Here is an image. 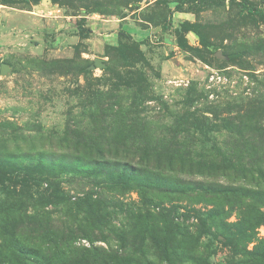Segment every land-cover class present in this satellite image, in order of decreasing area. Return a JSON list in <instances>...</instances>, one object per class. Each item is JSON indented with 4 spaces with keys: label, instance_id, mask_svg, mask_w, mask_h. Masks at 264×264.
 Masks as SVG:
<instances>
[{
    "label": "rangeland",
    "instance_id": "rangeland-1",
    "mask_svg": "<svg viewBox=\"0 0 264 264\" xmlns=\"http://www.w3.org/2000/svg\"><path fill=\"white\" fill-rule=\"evenodd\" d=\"M0 176V264H264V0H0Z\"/></svg>",
    "mask_w": 264,
    "mask_h": 264
},
{
    "label": "trees",
    "instance_id": "trees-1",
    "mask_svg": "<svg viewBox=\"0 0 264 264\" xmlns=\"http://www.w3.org/2000/svg\"><path fill=\"white\" fill-rule=\"evenodd\" d=\"M177 6L178 5H176V10H179V9H177V8H179ZM181 27L183 28L182 29L183 31H192L193 33H196L197 35L199 34L198 30L196 28H194L192 25H190V23L188 21L182 22L181 23ZM118 34L120 36L129 37V35L127 33L123 32L121 30L119 31ZM177 40H178L177 41L178 45L181 46L182 45L181 38L178 37ZM200 43L204 44V45L206 43V41L201 36H200ZM103 164H104V162L101 164L102 166L101 165L100 166L104 167L105 165H103ZM113 164H119V162L118 163H113ZM114 166H116V165H114ZM124 166L127 167V168L134 167V169H132V170H136V171L138 169H140L139 167L133 166V165H131L128 162L124 163ZM155 168H158V167H155ZM154 171L155 172H160L158 169H154ZM210 172H211V170H210L209 166L206 165V164L202 168H199L196 171L197 174L202 175V176L206 175L207 177L211 176ZM181 173L182 174H179L180 176L176 177V178H177V184H179V186L183 187V188L185 187V188H188V189H198V190H202L204 192L212 193L214 195H221L222 196L225 193L229 194V195L237 193V187L238 188L243 187V186H238V185H233V186L224 185V184H220L219 182L212 181L211 179L210 180L209 179H203L202 180V179H195V178H192V177H190L191 179H188L189 175H192V173H195L194 171H189L186 174L183 173V172H181ZM212 173H214V172H212ZM153 174H155V173H153ZM0 178H1V176H0ZM204 178H206V177H204ZM166 186L167 185H164L163 189H162L165 194H167V192L171 191V189H168ZM240 189L245 190V193H243V194H246L247 192L249 194H254V192H249L248 189L245 188V186L243 188H240ZM166 211H167V214L166 215L164 214L165 217H169V216L174 217V214H173L172 210H167L166 209ZM208 213H211V210H207V211H205L202 214L205 215V217H209ZM204 220L205 219L203 218L201 221L204 222ZM250 228H252V227H249V228L248 227L247 228L244 227V228H242V233L241 234H242V236L244 238H246V240L250 239V234L249 233H250V230H252Z\"/></svg>",
    "mask_w": 264,
    "mask_h": 264
},
{
    "label": "water",
    "instance_id": "water-1",
    "mask_svg": "<svg viewBox=\"0 0 264 264\" xmlns=\"http://www.w3.org/2000/svg\"><path fill=\"white\" fill-rule=\"evenodd\" d=\"M101 59L97 58L96 61L94 62V66H101Z\"/></svg>",
    "mask_w": 264,
    "mask_h": 264
}]
</instances>
